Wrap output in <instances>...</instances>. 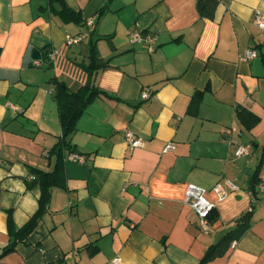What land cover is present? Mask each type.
Returning a JSON list of instances; mask_svg holds the SVG:
<instances>
[{
    "label": "crops",
    "instance_id": "obj_1",
    "mask_svg": "<svg viewBox=\"0 0 264 264\" xmlns=\"http://www.w3.org/2000/svg\"><path fill=\"white\" fill-rule=\"evenodd\" d=\"M198 1L0 0V253L10 219L21 229L39 210L36 172L59 168L67 187L52 188L37 227L0 264H264V0H213L210 17ZM134 32L156 42H132ZM91 44L107 64L93 78L100 95L66 137L86 160L63 161L49 156L62 138L55 80L84 86ZM127 130L145 146L131 150ZM168 142L176 149L163 153ZM245 144L250 155L237 158ZM189 184L217 204L208 233L185 203Z\"/></svg>",
    "mask_w": 264,
    "mask_h": 264
},
{
    "label": "trees",
    "instance_id": "obj_2",
    "mask_svg": "<svg viewBox=\"0 0 264 264\" xmlns=\"http://www.w3.org/2000/svg\"><path fill=\"white\" fill-rule=\"evenodd\" d=\"M210 3H212L213 6H210ZM214 4L215 3L213 0H208L207 2L206 0H199L198 9L200 14L203 17H210L212 15L211 13L213 11ZM64 9L66 10V13L69 17L73 16V18H75L74 13L69 8L65 7ZM90 50V65L85 67V70L88 74V81L84 86L80 87L76 91H72L66 86L65 83L55 80L56 100L59 106L63 135L59 143L50 150L49 156L57 155L63 161L66 159L67 152L77 151L69 142H67L66 137L75 131L77 122L86 108L100 95V92L94 86L93 78L99 69L107 67V64L104 62L105 60L100 57V55L95 50V45L91 44ZM1 54L2 48L0 47V56ZM46 56L49 57V54H46ZM36 175L38 176L37 181L40 183L42 189L39 210L31 218L29 223L21 229H16L10 219L9 225L12 242L0 253V261L4 256L16 251L17 246L21 242H25L33 230L37 227L39 221L46 212L47 205L50 201L52 188L58 186L62 187L63 189H67L66 182L61 178L59 168H56L55 171L49 173L36 172ZM230 241L231 238L226 237L215 246H212L211 250L208 252V256L205 258L206 262H210L215 257L222 255L226 249L225 246H227Z\"/></svg>",
    "mask_w": 264,
    "mask_h": 264
},
{
    "label": "built area",
    "instance_id": "obj_3",
    "mask_svg": "<svg viewBox=\"0 0 264 264\" xmlns=\"http://www.w3.org/2000/svg\"><path fill=\"white\" fill-rule=\"evenodd\" d=\"M255 22L258 28L264 29V16L261 12L257 11L255 15ZM90 25L92 22L89 23ZM88 32L78 34L75 36H67L66 37V45L68 47H73L76 45H80L83 43L87 37ZM132 42H142L143 40L147 41L149 44H154L156 42V38L153 36H146L144 37L139 32H134L131 34ZM257 55L256 50H249L244 54V59L247 61L253 60ZM58 51L53 50L49 56V61L53 65V68L57 70L58 68V61H57ZM35 66H40L41 61H35ZM151 96V92L149 88H146L142 92V99L147 100ZM63 135V134H62ZM125 139L128 143L131 150H135L137 148H143L145 146V141L138 137L134 132L127 130L125 132ZM176 149V144L174 142H168L163 149V153L173 152ZM251 146H240L236 151V157L242 158L250 155ZM68 157L75 162L82 163L85 162L86 157L84 155L79 154L77 151H71L68 153ZM230 186L234 190H238L239 187L232 182H229ZM258 189L264 192V181L258 185ZM215 194L218 196L219 201H223L227 198V194L222 189L221 185H216L213 189ZM185 203L190 206L198 216L199 224L201 229L208 233L210 232V218L213 214L214 210L217 207V204L211 202L206 196V190L200 186L195 184H189L185 194ZM72 206V204H70ZM236 242L233 243L232 247H236ZM110 264H125L123 260L119 257H116L111 260Z\"/></svg>",
    "mask_w": 264,
    "mask_h": 264
},
{
    "label": "water",
    "instance_id": "obj_4",
    "mask_svg": "<svg viewBox=\"0 0 264 264\" xmlns=\"http://www.w3.org/2000/svg\"><path fill=\"white\" fill-rule=\"evenodd\" d=\"M38 53V51H35L33 58L36 60H40L41 59V55L40 56H36V54Z\"/></svg>",
    "mask_w": 264,
    "mask_h": 264
},
{
    "label": "rangeland",
    "instance_id": "obj_5",
    "mask_svg": "<svg viewBox=\"0 0 264 264\" xmlns=\"http://www.w3.org/2000/svg\"><path fill=\"white\" fill-rule=\"evenodd\" d=\"M47 61L49 62V60L47 59ZM47 61H45V63H46V65L48 64V62ZM46 65H45V69H46ZM51 70H52V68H50ZM49 69V70H50ZM46 70H48V69H46ZM51 73H52V71H51ZM53 74V73H52ZM244 146H246V144L244 145Z\"/></svg>",
    "mask_w": 264,
    "mask_h": 264
}]
</instances>
